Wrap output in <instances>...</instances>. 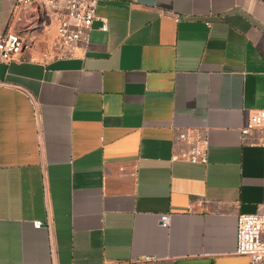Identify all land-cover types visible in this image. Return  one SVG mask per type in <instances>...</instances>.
<instances>
[{"label":"crops","instance_id":"1","mask_svg":"<svg viewBox=\"0 0 264 264\" xmlns=\"http://www.w3.org/2000/svg\"><path fill=\"white\" fill-rule=\"evenodd\" d=\"M17 4L0 0V34L31 21ZM96 17L69 57L51 25L0 62V264H250L238 217L264 204V148L240 131L264 110V0H100ZM182 133L207 164L173 161Z\"/></svg>","mask_w":264,"mask_h":264},{"label":"built area","instance_id":"2","mask_svg":"<svg viewBox=\"0 0 264 264\" xmlns=\"http://www.w3.org/2000/svg\"><path fill=\"white\" fill-rule=\"evenodd\" d=\"M100 0H18L24 11L33 10L32 19L22 31L9 28L0 34V62L10 63L24 52L34 49L35 33H48L55 29V58L69 57L70 50L89 34L96 17ZM102 31L107 32V27ZM241 139L249 147L264 148V110L249 115L240 131ZM176 144L186 146L173 161L185 160L191 164H207L209 141L203 135L188 136L182 133L175 138ZM161 226L169 227L170 216L162 215ZM35 229L43 227L34 222ZM236 254L246 256L250 264H264V204L256 212L238 217Z\"/></svg>","mask_w":264,"mask_h":264}]
</instances>
